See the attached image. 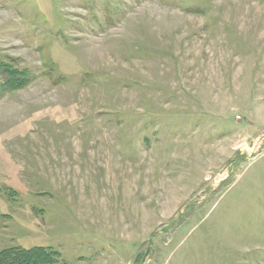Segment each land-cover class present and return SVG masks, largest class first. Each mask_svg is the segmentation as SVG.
Returning a JSON list of instances; mask_svg holds the SVG:
<instances>
[{
  "label": "rangeland",
  "instance_id": "1",
  "mask_svg": "<svg viewBox=\"0 0 264 264\" xmlns=\"http://www.w3.org/2000/svg\"><path fill=\"white\" fill-rule=\"evenodd\" d=\"M1 63L0 251L264 264V0H0Z\"/></svg>",
  "mask_w": 264,
  "mask_h": 264
},
{
  "label": "trees",
  "instance_id": "2",
  "mask_svg": "<svg viewBox=\"0 0 264 264\" xmlns=\"http://www.w3.org/2000/svg\"><path fill=\"white\" fill-rule=\"evenodd\" d=\"M12 63L0 64V96L22 89L30 81L28 72ZM0 264H63V260L59 251L47 246L10 247L0 251Z\"/></svg>",
  "mask_w": 264,
  "mask_h": 264
}]
</instances>
